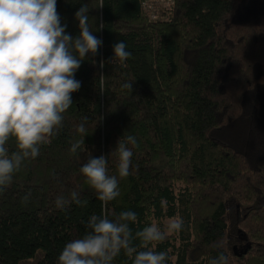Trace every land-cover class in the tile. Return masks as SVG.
Returning <instances> with one entry per match:
<instances>
[{"label": "trees", "instance_id": "1", "mask_svg": "<svg viewBox=\"0 0 264 264\" xmlns=\"http://www.w3.org/2000/svg\"><path fill=\"white\" fill-rule=\"evenodd\" d=\"M98 3L57 0L66 33L79 34L74 15L87 4L103 43L75 73L81 86L63 128L0 194V264H56L64 245L83 236L102 203L78 170L89 154L108 156L122 134L138 147L109 214L135 211L133 232L182 217L183 230L153 246L167 251L166 264H208L220 252L229 264H264V0ZM119 41L131 53L123 65L110 62ZM130 81L131 92L121 87ZM85 116V151L72 154ZM62 190L88 204L56 209ZM113 264L132 260L121 253Z\"/></svg>", "mask_w": 264, "mask_h": 264}, {"label": "clouds", "instance_id": "2", "mask_svg": "<svg viewBox=\"0 0 264 264\" xmlns=\"http://www.w3.org/2000/svg\"><path fill=\"white\" fill-rule=\"evenodd\" d=\"M56 5L57 0H0V194L25 162L37 158L40 147L63 128L64 114L73 105L72 94L81 86L75 73L85 56H94L103 43L90 27L87 4L75 12L79 29L75 37L66 33L67 26L61 24ZM103 6V0H99L98 8ZM112 51L111 63L123 65L131 56L123 41L115 43ZM99 78H104L102 73ZM133 82L121 87L131 92ZM87 124L85 116L76 125L82 139L71 145L72 154L85 151ZM10 141L15 150H10ZM136 147L135 136L122 134L108 156L89 154L82 163L78 171L102 203V212L88 218L83 236L64 245L56 264H113L121 253L132 264H166L167 251H155L153 246L182 231V217L169 218L165 226L149 224L133 232L131 225L138 222L135 211H107L109 202L120 195V180L130 175ZM110 156L115 162L114 174L109 170ZM30 199L29 192L21 202L27 204ZM71 204L85 207L88 201L82 200L76 190L67 194L62 190L54 200L58 210ZM135 241H139L138 246ZM208 264H229V257L220 252Z\"/></svg>", "mask_w": 264, "mask_h": 264}, {"label": "rangeland", "instance_id": "3", "mask_svg": "<svg viewBox=\"0 0 264 264\" xmlns=\"http://www.w3.org/2000/svg\"><path fill=\"white\" fill-rule=\"evenodd\" d=\"M167 2H168V1H166V2H163V1H158V3H155V4H157V5H160V6H162V5L164 6V5H166V4H167ZM150 17H151V18H153V16H152V15H150Z\"/></svg>", "mask_w": 264, "mask_h": 264}]
</instances>
